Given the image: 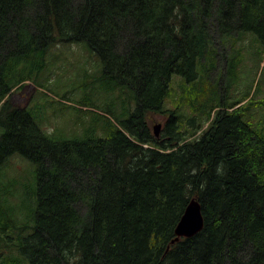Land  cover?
I'll return each instance as SVG.
<instances>
[{
	"label": "trees",
	"instance_id": "1",
	"mask_svg": "<svg viewBox=\"0 0 264 264\" xmlns=\"http://www.w3.org/2000/svg\"><path fill=\"white\" fill-rule=\"evenodd\" d=\"M249 35L264 65V0H0V173L16 153L36 173L35 207L24 190L0 204L1 232L27 227L12 244L26 262L12 264H264V133L227 101L242 57L227 47ZM71 43L99 58L116 125L47 132L42 104L11 101ZM174 77L202 114L192 129L209 111L200 136L176 109L159 136L150 127ZM192 199L203 229L172 243Z\"/></svg>",
	"mask_w": 264,
	"mask_h": 264
},
{
	"label": "rangeland",
	"instance_id": "2",
	"mask_svg": "<svg viewBox=\"0 0 264 264\" xmlns=\"http://www.w3.org/2000/svg\"><path fill=\"white\" fill-rule=\"evenodd\" d=\"M239 48H242L239 78L232 83L227 101L233 104L236 100H241L240 105L246 107L243 117L264 133V65L261 62V44L255 36L249 35L238 41L234 50L229 46L227 51L236 52ZM224 68V61L219 58L216 72H221ZM101 74L102 65L99 58L85 44H59L51 49L39 82H27L24 87L16 89L10 99L14 104L23 106L42 104L45 110L44 129L47 132L55 130L64 132L67 136L81 135L87 126L96 125L100 128L105 122L116 125L115 117L120 115L119 100L99 87L98 78ZM185 86V81L180 77L172 79L169 95L164 103L165 111L148 116L152 131L155 125L161 124L162 132L168 121L169 109H176L178 114L183 116V127L189 134L200 136L209 126V111L202 120H196V130L189 126L190 118L201 117L202 114L192 110L188 99L183 98ZM214 115L215 112H212V117ZM99 128L97 127L100 131ZM34 181L36 173L29 160L19 153L8 158L0 173L1 206H5V198L11 203H17L21 190L26 193L24 206L29 203L33 206L36 199ZM19 182L22 183L16 186ZM4 223L9 225L3 232L0 231V264H12L14 261L25 263L26 258L18 256L12 244H17L19 235L23 237L27 234V227L23 221L19 223L17 219H5ZM5 243L9 246H4Z\"/></svg>",
	"mask_w": 264,
	"mask_h": 264
},
{
	"label": "water",
	"instance_id": "3",
	"mask_svg": "<svg viewBox=\"0 0 264 264\" xmlns=\"http://www.w3.org/2000/svg\"><path fill=\"white\" fill-rule=\"evenodd\" d=\"M161 127V124L154 126L156 136L160 135ZM203 226L204 218L201 211V204L197 199H192L176 226V238L172 240V243L179 241L181 237L190 238L195 236L203 229Z\"/></svg>",
	"mask_w": 264,
	"mask_h": 264
},
{
	"label": "bare ground",
	"instance_id": "4",
	"mask_svg": "<svg viewBox=\"0 0 264 264\" xmlns=\"http://www.w3.org/2000/svg\"><path fill=\"white\" fill-rule=\"evenodd\" d=\"M156 137V136H155Z\"/></svg>",
	"mask_w": 264,
	"mask_h": 264
}]
</instances>
